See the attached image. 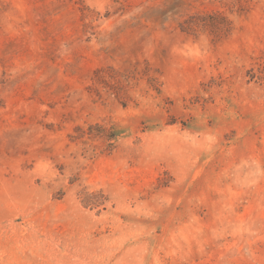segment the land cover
<instances>
[{"label": "rangeland", "instance_id": "374dc122", "mask_svg": "<svg viewBox=\"0 0 264 264\" xmlns=\"http://www.w3.org/2000/svg\"><path fill=\"white\" fill-rule=\"evenodd\" d=\"M0 264H264V0H0Z\"/></svg>", "mask_w": 264, "mask_h": 264}]
</instances>
